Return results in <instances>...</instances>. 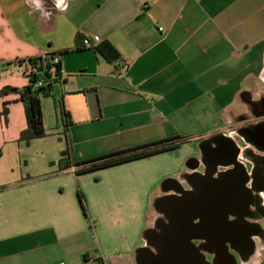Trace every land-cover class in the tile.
<instances>
[{
    "label": "crops",
    "instance_id": "1",
    "mask_svg": "<svg viewBox=\"0 0 264 264\" xmlns=\"http://www.w3.org/2000/svg\"><path fill=\"white\" fill-rule=\"evenodd\" d=\"M66 2L61 10L55 0H41L40 8L31 0H0V89L28 83L22 66L3 64L59 55L74 162L170 139L178 148L117 165L154 162L155 177L124 174L111 189L91 194L76 168L58 172L51 165L65 149L52 99L41 100L47 136L25 145L17 140L26 128L22 103L17 95L0 98V111L8 103L6 125L0 118V264H139L141 250L152 262L160 242L148 232L159 235L156 222L165 211L156 207L148 225L149 191L162 182L157 200L191 195L195 183L232 172L231 162H216L207 172L204 147L213 149L217 141L239 150L247 187L258 199L247 209L241 200L233 204L234 211L256 212L241 217L247 221L242 228L253 224L257 231L245 253L236 250L239 264H264V186L251 185L264 150L244 133L264 123V0ZM77 35L99 37L94 48L112 47L117 60L129 64L127 72L115 75L116 63L82 48ZM260 176L264 180V171ZM204 228L192 239L198 248L196 242L210 239ZM200 253L211 262V251Z\"/></svg>",
    "mask_w": 264,
    "mask_h": 264
},
{
    "label": "trees",
    "instance_id": "2",
    "mask_svg": "<svg viewBox=\"0 0 264 264\" xmlns=\"http://www.w3.org/2000/svg\"><path fill=\"white\" fill-rule=\"evenodd\" d=\"M76 39L78 41L80 40V43L82 42V38L79 35L76 36ZM76 50H80L78 45L76 46ZM93 50L101 54L109 62L118 59L114 49L108 45H103L101 48H93ZM54 55L55 54L25 60H15L14 62L3 64L2 67H9L11 65L22 66L23 75L27 78L28 83L22 88L7 86L0 89V98L7 95H17V100L22 103L26 119V128L20 132L17 140L18 142H23L25 145H29V143L33 140L47 136L43 125L41 100L43 98L52 99L54 107L58 111L63 125V138L65 141V149L61 152L60 158L55 163H51V165H56L58 172L66 171L74 167L76 168L75 175L79 176L134 160L143 159L156 154L169 152L178 148V144L175 143L176 140L170 139L141 147H133L116 151L109 155L83 163L74 162L72 159V147L68 136V129L72 125V121L70 113L64 106V97L66 95V91L64 89L65 80L56 71L52 75L50 74L52 65L49 64V59ZM38 82H40L41 85L39 87H35ZM7 105L8 103L4 102L0 111V118L4 125H6L7 122ZM260 127L264 130V123H261ZM190 161L191 160H188L187 162ZM26 179H28V177ZM77 195L81 203V207L85 210L83 206V194L81 191H78Z\"/></svg>",
    "mask_w": 264,
    "mask_h": 264
},
{
    "label": "water",
    "instance_id": "3",
    "mask_svg": "<svg viewBox=\"0 0 264 264\" xmlns=\"http://www.w3.org/2000/svg\"><path fill=\"white\" fill-rule=\"evenodd\" d=\"M239 150L236 149L234 154L231 156V163L233 167L238 169V173L241 177L240 183V191L244 195V198L241 201L244 203L243 208H248V201H246L245 195H251L249 188L247 187V183L249 181L247 172L245 168L237 161V154ZM230 176V174H227ZM186 197L181 201L179 196L172 197L169 201L170 211H171V219H170V229L167 235L160 236L148 232L149 239L154 242H160L158 246L157 255L152 254V262H148L145 257V253L147 251L141 250L138 253V262L139 264H218L221 260L208 262L205 260L204 256L198 250V247L192 242L194 233L196 230L204 228L207 226V233L209 232V237L212 234V227L217 222L215 217H213V212L216 211V208H219L222 204L212 199L210 196V192H207L205 195L199 194H191L188 195V192L185 193ZM250 197V196H248ZM232 195L225 192L224 204H225V212L222 213L221 220L222 224L225 225V230H227V226L233 224L234 221L229 219L230 215H233L229 212V207L231 205ZM162 200L156 201V207L160 205ZM223 204V205H224ZM228 209V210H227ZM201 214L200 217H197L196 214ZM198 219V222L196 220ZM241 226V239L239 240V244L242 246L243 244H250L252 246V241L249 238L250 234L245 231V228H242L244 224H247V221H239ZM245 226V225H244ZM205 229V228H204ZM228 231V230H227ZM220 247L223 250V259H226V264H239L236 261V258L233 254L228 251L225 243H219ZM175 252L184 253L182 259H175ZM182 255V254H181ZM190 256V259H189ZM187 257V258H186ZM151 259V258H150Z\"/></svg>",
    "mask_w": 264,
    "mask_h": 264
},
{
    "label": "flooded vegetation",
    "instance_id": "4",
    "mask_svg": "<svg viewBox=\"0 0 264 264\" xmlns=\"http://www.w3.org/2000/svg\"><path fill=\"white\" fill-rule=\"evenodd\" d=\"M260 124H257L253 129L245 130L244 133L246 137L252 141L259 149L264 150V130L260 127ZM205 151V162L207 163V172L208 174L213 170V166L216 162H230L231 161V155H233V152H235V149H233L229 144L222 142V141H217V146L213 149L208 148L207 146L204 147ZM255 167V171L253 172V181L251 182L252 188H260L264 186V180H262L260 177V174L264 171V156L260 157L257 160ZM229 175L223 176L218 179H209V178H204L200 183H195V187L193 191L190 194H201L205 195L207 192H210V196L212 199L215 201L219 202L222 204L219 208L222 209L225 207V204L223 203L224 198H225V192L228 194L232 195L231 199V205L229 207V212H231L234 216L231 217V219L234 220L233 224H230L229 227L227 226V230H225V225L222 224V221L219 220L222 217L223 211H218V212H213V217L217 220V222L214 224V227H212V234L209 239V241L204 242V243H198L199 251H211V259L210 261H217L219 260L218 258L220 257V261L218 264H226L227 260L223 259V250L220 247L219 243H225V245L228 248V251L230 253H234L236 255V250H241L243 249V252L246 251L249 248L250 244H245V245H240L239 240H240V233L239 229V221H241L242 216H255L256 212H238L237 210H233L235 208L233 204L238 205L239 201L244 198V195L240 191V183H241V177L238 173V169H234L232 172L229 173ZM234 175V178H233ZM183 194L181 195L180 199L181 201L186 197ZM250 196V197H248ZM246 201L255 203L258 199L255 196L251 195H245ZM172 198L169 197L167 199H164L160 205L159 209L165 211L163 215H161L160 218L157 219V231L159 236H165L168 234L169 229H170V219H171V211H170V206H169V201ZM224 204V205H223ZM196 214V213H195ZM197 217H200L201 214H196ZM198 220V219H197ZM249 234L256 233L257 228L253 224L246 225V229ZM245 253V252H244ZM237 263H241V260L239 259L238 255H236ZM197 264V261H196ZM213 264H215L213 262Z\"/></svg>",
    "mask_w": 264,
    "mask_h": 264
},
{
    "label": "rangeland",
    "instance_id": "5",
    "mask_svg": "<svg viewBox=\"0 0 264 264\" xmlns=\"http://www.w3.org/2000/svg\"><path fill=\"white\" fill-rule=\"evenodd\" d=\"M13 69H15V68H13ZM156 166H157V164L154 162H151V163L149 162L146 164H136V165H132V166H121V167L117 166V167L108 168V169L98 171V172H92V173L84 174L81 177L86 178L84 189L87 192L92 194V193H95L96 191L104 192L107 189L108 190L111 189L112 187H114V185L116 183V178L121 176V175H124V174H134V173H141V172L148 171L151 174V177H155L156 176V171H155ZM202 169H204V168H201V170ZM203 171L204 170H202V172ZM149 183H150V179H149ZM80 191L83 194V191L82 190H80ZM162 193H163L162 182L158 183L156 189H154V190L152 189L148 193V202H149V210H148V215H147V220L149 221L148 225H152V222L154 223L153 219L158 216L157 212H156V200ZM91 198L93 199L92 195H91ZM142 198H143V196H142ZM78 204L80 207L81 203L79 202ZM83 204H84L83 205L84 208H86V204H87L86 198L84 199ZM91 207H92V212H94V214L98 216L100 214V211L96 207V204L93 203L92 200H91ZM86 212H87V209L85 210V213ZM259 248H260V245H259ZM249 264H254V262H249Z\"/></svg>",
    "mask_w": 264,
    "mask_h": 264
},
{
    "label": "built area",
    "instance_id": "6",
    "mask_svg": "<svg viewBox=\"0 0 264 264\" xmlns=\"http://www.w3.org/2000/svg\"><path fill=\"white\" fill-rule=\"evenodd\" d=\"M99 42V37L97 36H93L92 38H83L81 45L82 48H94V44ZM116 63L115 69H114V74L117 76H122L124 75L128 68H129V64L127 62H123V61H118L115 60L114 61ZM49 64L52 65L50 74L52 75L53 73L58 72L59 75L63 78L65 73L63 71V69L60 66V56L59 55H54L52 57H50L49 59ZM57 67V68H55ZM41 85L40 82L36 83L35 87H39Z\"/></svg>",
    "mask_w": 264,
    "mask_h": 264
},
{
    "label": "clouds",
    "instance_id": "7",
    "mask_svg": "<svg viewBox=\"0 0 264 264\" xmlns=\"http://www.w3.org/2000/svg\"><path fill=\"white\" fill-rule=\"evenodd\" d=\"M31 2L37 7H41V0H31ZM56 7L61 10H66L67 2L66 0H55Z\"/></svg>",
    "mask_w": 264,
    "mask_h": 264
}]
</instances>
